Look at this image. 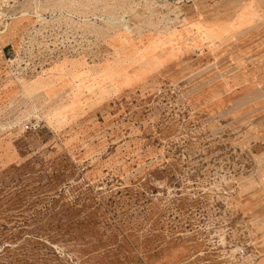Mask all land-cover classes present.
<instances>
[{"label":"rangeland","instance_id":"1","mask_svg":"<svg viewBox=\"0 0 264 264\" xmlns=\"http://www.w3.org/2000/svg\"><path fill=\"white\" fill-rule=\"evenodd\" d=\"M0 264H264V0H0Z\"/></svg>","mask_w":264,"mask_h":264},{"label":"crops","instance_id":"2","mask_svg":"<svg viewBox=\"0 0 264 264\" xmlns=\"http://www.w3.org/2000/svg\"><path fill=\"white\" fill-rule=\"evenodd\" d=\"M241 2H243V1H236V2H234L233 4H231V5H229V9H236V7H235V5L236 4H239V3H241ZM226 9V8H225ZM214 14H218V13H214Z\"/></svg>","mask_w":264,"mask_h":264}]
</instances>
